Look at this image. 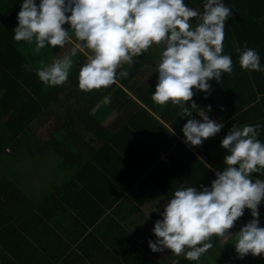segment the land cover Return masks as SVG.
Here are the masks:
<instances>
[{
    "label": "clouds",
    "instance_id": "1",
    "mask_svg": "<svg viewBox=\"0 0 264 264\" xmlns=\"http://www.w3.org/2000/svg\"><path fill=\"white\" fill-rule=\"evenodd\" d=\"M231 15L221 0H203L201 11L186 6L184 0H40L38 4L23 0L13 39L34 43L33 55L41 54L47 46L64 48L73 43L65 27L68 25L76 41L68 54L50 64L40 60L34 69L27 64L23 67L35 71L44 85L61 86L68 81L78 52H85L87 60L78 73V87L83 92L108 88L117 82V75L126 78L127 70H117L124 65L131 68L134 57L153 45L160 46L152 100L160 106L171 101L179 106L182 118L190 117L195 109L200 120L189 118L181 131L185 144L200 146L224 124L209 118L210 105L198 108L192 101L193 89L210 93L209 81L220 83L223 73H233L231 56L222 54L224 29ZM194 18L200 20L195 26ZM235 51L242 70L264 71L254 49L245 47L242 51L237 46ZM190 101L191 106L186 107L185 102ZM259 129V124L229 129L220 145L227 150L224 170L215 171L210 187L174 192L163 208L162 219L154 223L152 231L157 239L148 242L151 251L169 249L177 257L183 254L185 259L197 261L213 247L211 238L232 235L229 229L249 209L252 219L236 233L235 251L238 258L249 253L264 256V227L258 219L264 180L252 179L254 173L264 175V143L257 138Z\"/></svg>",
    "mask_w": 264,
    "mask_h": 264
},
{
    "label": "trees",
    "instance_id": "2",
    "mask_svg": "<svg viewBox=\"0 0 264 264\" xmlns=\"http://www.w3.org/2000/svg\"><path fill=\"white\" fill-rule=\"evenodd\" d=\"M22 2L0 0V8L3 3L13 11V15L14 9ZM193 2L201 5V11L203 0H184L186 6ZM221 2L232 11L224 29L222 54L231 56L233 73H223L220 83L209 81L210 93L193 89L192 101L198 107L210 105L216 115L214 120L224 124L213 137L217 139V145H221L222 139L233 126L242 128L256 124L260 125L257 138L264 143V71L242 70L239 54L235 51L237 46L242 51L245 47L254 49L264 69V0ZM16 26H12V34ZM65 27L72 36L70 27ZM34 46V43L15 42L13 36H0V161L10 166L16 162H29L33 167H39L44 164L41 155L51 156L52 161L49 162L59 166L54 170L63 173L67 170L78 179L93 178L87 180V184L94 193L104 191L110 195L116 191L120 195L119 189H130L131 178L140 177L137 172L131 171L132 166L139 165L141 157L145 159L149 155L148 142L155 145L156 150L160 149V143L166 136L163 134L165 124L177 130L183 119L178 116L179 107L169 103L160 109L161 129L152 133L149 122L152 118L148 113L157 108L152 94L158 82L154 58L146 52L134 57L131 68L124 65L117 70V73L127 70L128 76L121 79L117 75V82L108 88L76 92L67 84L78 83V73L85 55L74 58L68 81L64 85L49 87L38 79L35 71H26L23 65L34 69L40 60L50 64L60 48L47 46L41 50V54L33 55L31 50ZM68 98H74V101L66 104ZM53 102H58L57 106L73 114L65 117L48 139L43 140L42 134L36 130L39 123L37 115L40 111H43L44 116L52 113V108L57 107L53 106ZM116 111L127 114V117L116 121L119 124H115L118 127L113 132L103 123ZM77 122L82 124L86 133L69 136L75 132L73 126ZM88 133L91 136H86ZM169 139L170 136L167 137ZM50 181L55 188L54 180ZM110 198L120 199L119 196Z\"/></svg>",
    "mask_w": 264,
    "mask_h": 264
},
{
    "label": "crops",
    "instance_id": "3",
    "mask_svg": "<svg viewBox=\"0 0 264 264\" xmlns=\"http://www.w3.org/2000/svg\"><path fill=\"white\" fill-rule=\"evenodd\" d=\"M35 2L38 4L39 0ZM1 5L0 36H13L12 26L18 24L21 5L14 9L13 15L11 9L3 3ZM70 37L73 43L60 48L55 59L70 52L76 42L74 33ZM80 54L85 55V52H78ZM86 60L85 55L82 64ZM67 87L80 91L78 83H68ZM73 101L74 98H68L66 104ZM56 103L53 102V106H57ZM169 103L171 101L164 106L155 103L157 108L149 111L152 133L161 129L160 109ZM188 104L190 102H185L186 107ZM207 106L198 108L206 109ZM55 108L52 114L58 106ZM42 112L38 113L37 119L44 117ZM60 114L67 117L73 112L62 108ZM207 115L213 120L216 117L213 111H208ZM124 117L127 114L116 111L109 115L111 121L105 125L107 118L103 125L115 132L118 127L115 124H119L116 121ZM189 118L200 120L194 109L190 117H183L177 130L165 124L163 134L166 136L160 149L156 150V146L148 142L149 155L145 159L141 157L139 165L134 164L131 169L140 177H132L131 188L119 189L120 195L116 191L110 195L104 191L92 192L87 180L93 178L78 179L67 170L65 173L54 170L59 166L49 162L51 156L41 155L40 158L48 161L41 158L44 164L39 167H33L29 162H16L10 166L0 161V264H173V261L178 264H264V256L253 257L249 253L238 258L235 251L236 233L252 219L249 209H245L242 217L229 229L232 235L213 236L210 241L213 247L197 261L187 260L183 254L177 257L169 249L153 252L148 247L150 240L157 239L152 231L154 223L162 219L163 208L174 192L187 187H197L198 190L200 186L210 187L216 178L215 171L224 170L223 158L227 150L217 145L216 138L203 140L200 146L183 142L181 129ZM36 130L41 133L37 127ZM73 130L86 133L80 122L73 126ZM205 163L212 168L207 169ZM43 165L49 170H45L49 177H41L40 191L30 185L23 186V181H31L33 170H39ZM252 179L264 180V175L254 173ZM52 180L55 188L49 183ZM114 196L120 199L110 198ZM258 211L259 226L264 227V200Z\"/></svg>",
    "mask_w": 264,
    "mask_h": 264
},
{
    "label": "rangeland",
    "instance_id": "4",
    "mask_svg": "<svg viewBox=\"0 0 264 264\" xmlns=\"http://www.w3.org/2000/svg\"><path fill=\"white\" fill-rule=\"evenodd\" d=\"M188 7H192V8H194V9H196V10H198V11H200V6L201 5H198L197 4V2H193L192 4L190 3V4H188L187 5ZM200 22V20H199V18H194V20L192 21V23H193V25L195 26L196 24H198ZM155 51H157L156 53H155ZM162 51V48L160 47V46H158V45H153L146 53L147 54H150L153 58H154V61L156 62V65H157V63L159 62V56H160V52ZM57 108V107H56ZM55 108V109H56ZM52 110H53V108H52ZM61 111H62V107H60V106H58V108L55 110V114H52V113H50V114H48L47 116H44L42 119H40V118H38V121H39V123L37 124V128L38 129H40L41 130V134H42V138H43V140H47L48 139V137H49V135L54 131V129L56 128V126H58V125H60L61 123H62V119H64L65 117L63 116V115H61L60 113H61ZM211 111H213L212 110V108H211V110H210V113H211ZM65 112V111H64ZM60 114V115H59ZM111 121V119L110 118H108L106 121H105V125H107V123H109ZM77 123H79V122H77ZM76 123V124H77ZM80 132V130L79 131H75V132H72V133H70V135L69 136H72V135H75V134H77V133H79ZM38 133H40V131L38 132ZM86 138H88V137H86ZM49 155V154H48ZM51 155V154H50ZM44 161H48V159H44L43 157H41ZM47 166H50V165H47ZM25 169H26V171H28L27 169H28V167L26 166L25 167ZM45 170H47V169H45V167H44V165L39 169V170H33L34 172L32 173V178H31V181H27V180H25V181H23L22 182V185L23 186H28L29 187V185L31 186V187H35L36 189H37V191L39 192L40 190H39V186L40 185H42V179H41V177H45V178H48L49 176L48 175H45ZM25 171V170H24ZM47 172H49V170H47ZM54 174H55V172H53L52 173V177H51V179L54 177ZM34 179V180H33ZM32 180H33V183H31L32 182ZM39 183V184H38Z\"/></svg>",
    "mask_w": 264,
    "mask_h": 264
}]
</instances>
